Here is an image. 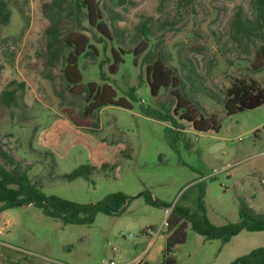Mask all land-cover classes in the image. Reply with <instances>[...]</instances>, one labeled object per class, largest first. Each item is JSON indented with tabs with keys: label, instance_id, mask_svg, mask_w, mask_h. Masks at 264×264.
<instances>
[{
	"label": "rangeland",
	"instance_id": "374dc122",
	"mask_svg": "<svg viewBox=\"0 0 264 264\" xmlns=\"http://www.w3.org/2000/svg\"><path fill=\"white\" fill-rule=\"evenodd\" d=\"M4 1L12 16L0 25V92L16 88L18 103L0 104V144L46 195L96 203L123 192L133 199L121 212L98 213L92 224H65L33 204L0 211V264H159L175 206L205 214L216 226L238 222L243 206L264 217V104L234 115H227L223 105L236 78L254 79L264 88V68L252 69L264 46V29L255 38L233 28L237 12L246 22L255 18V0H99L106 18L121 17L117 25L125 36L122 42L108 41L106 52L99 45L95 63L80 58L82 83H108L132 108L108 105L90 116L84 114L83 96L69 90L62 66L46 64L49 22L42 5L51 0ZM146 21L148 49L137 65L134 54L127 53L117 74L104 66L108 79L102 80L98 64L111 57V47L131 51L146 40L136 35L138 24ZM148 52L150 63L161 58L176 70L183 99L205 115L218 116V132L195 131L176 117L174 130L182 133L176 149L170 147L168 124L142 112L145 107L172 114L176 106L174 88L151 95ZM132 87L135 100L128 94ZM81 165L94 169L86 177L65 178ZM142 193L169 207L147 204L138 197ZM263 246L264 231L242 230L223 243L187 222L186 240L172 254L177 264H231Z\"/></svg>",
	"mask_w": 264,
	"mask_h": 264
},
{
	"label": "trees",
	"instance_id": "16d2710c",
	"mask_svg": "<svg viewBox=\"0 0 264 264\" xmlns=\"http://www.w3.org/2000/svg\"><path fill=\"white\" fill-rule=\"evenodd\" d=\"M186 1L189 2V0ZM254 4L256 16L253 20L246 22L241 12L235 14L233 28L236 34L261 38V31L264 29V0H255ZM42 13L49 22L44 31L46 64L51 68L62 66V76L68 83L69 90L83 96L87 103L84 114L90 116L108 105L131 109L130 102L123 97L117 98V92L110 84L99 85L96 82H90L84 85L79 69V60L82 57L93 63L98 60L99 45L106 52L108 41L114 43L118 39L122 42L125 31L117 25L121 17L114 15L106 18L99 0H51L42 5ZM11 16L12 11L7 2L0 0V25H7ZM148 24V21L141 22L136 27V35L145 37L146 40L141 41L131 51L111 47V57L98 64L102 80L108 79V75L103 71L104 66L108 64L109 73L117 74L127 53L134 54V64L137 65L139 57L148 49L147 39L151 32ZM144 61L149 62V52L145 55ZM263 68L264 46H260L252 63V69L258 71ZM145 73L153 97L159 96L163 89H176L172 91L176 98V106L172 114L142 107V112L146 116L168 124L166 138L172 149H176L178 134L182 133L178 129L174 130L178 128L176 117L190 123L198 132L220 130L216 114L205 115L193 103L181 97L178 93L180 82L176 70L167 67L161 58H157L153 63H147ZM135 91L134 87L129 90L128 94L132 100H135ZM17 103L16 88L0 92L1 105L12 107ZM263 104L264 88L254 79L236 78L227 88L223 100L227 115L255 109ZM74 123L79 126L75 121ZM0 159L3 160V163H0V203L2 204L0 211L18 205L33 204L41 208L46 216L60 219L65 224H92L98 213L112 215L121 212L133 199L123 192L109 194L96 203H78L57 195H46L32 183L22 162L8 153L1 144ZM107 167V163L101 165L102 169ZM93 169L94 167L81 165L65 178L72 181L78 177H86ZM141 196H144L146 203L151 206L169 207L165 202L154 199L149 193H142L138 197ZM200 205L203 208L202 198ZM187 222L192 223V228L197 233L208 239H221L223 243H228L242 230L264 231V217L254 214L245 206L241 209L238 222L224 226L214 225L205 214L198 215L191 213L187 207L175 206L169 214L166 248L159 264H177V259L172 252L176 245L185 242ZM138 264L149 263L139 262ZM231 264H264V246L238 257Z\"/></svg>",
	"mask_w": 264,
	"mask_h": 264
},
{
	"label": "built area",
	"instance_id": "2783aa9c",
	"mask_svg": "<svg viewBox=\"0 0 264 264\" xmlns=\"http://www.w3.org/2000/svg\"><path fill=\"white\" fill-rule=\"evenodd\" d=\"M139 262H133V263H125V264H138ZM111 264H114V262H111Z\"/></svg>",
	"mask_w": 264,
	"mask_h": 264
},
{
	"label": "crops",
	"instance_id": "0c3cea01",
	"mask_svg": "<svg viewBox=\"0 0 264 264\" xmlns=\"http://www.w3.org/2000/svg\"><path fill=\"white\" fill-rule=\"evenodd\" d=\"M100 143L97 142V147H99ZM97 152V151H96Z\"/></svg>",
	"mask_w": 264,
	"mask_h": 264
}]
</instances>
